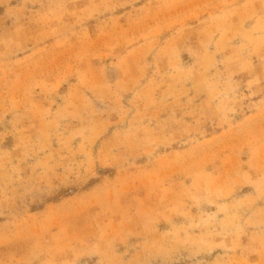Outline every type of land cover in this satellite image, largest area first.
Here are the masks:
<instances>
[{
  "label": "rangeland",
  "instance_id": "rangeland-1",
  "mask_svg": "<svg viewBox=\"0 0 264 264\" xmlns=\"http://www.w3.org/2000/svg\"><path fill=\"white\" fill-rule=\"evenodd\" d=\"M0 264H264V0H0Z\"/></svg>",
  "mask_w": 264,
  "mask_h": 264
}]
</instances>
